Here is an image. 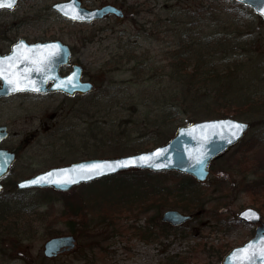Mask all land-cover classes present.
<instances>
[{"label":"rangeland","instance_id":"obj_1","mask_svg":"<svg viewBox=\"0 0 264 264\" xmlns=\"http://www.w3.org/2000/svg\"><path fill=\"white\" fill-rule=\"evenodd\" d=\"M60 1L26 0L0 13L1 32L17 24L19 30L6 33L68 44L85 79L95 84L83 97L22 95L0 102V125L9 129L4 145L18 154L0 194V264H222L230 249L253 235V226L231 213L254 207L264 217V104L256 117L248 116V108H232L231 117L251 127L212 162L205 182L175 171L130 172L65 193L16 190V182L49 168L151 150L179 126L224 117L214 108L193 117L172 110L166 123L158 122L179 88L172 74L181 66L177 71L172 57L190 39L215 30L206 10L212 0H80L87 8L123 10V17L92 23L61 17L52 9ZM216 1L218 9L228 6V0ZM237 10L219 16L240 19L241 25L227 28L235 38L254 29V39L242 41L252 49L238 52L264 56V22ZM252 73L264 80V67ZM254 87L263 99L264 83ZM170 209L193 218L180 226L165 223L163 213ZM68 235L75 237L73 248L54 258L44 255L48 240Z\"/></svg>","mask_w":264,"mask_h":264},{"label":"water","instance_id":"obj_2","mask_svg":"<svg viewBox=\"0 0 264 264\" xmlns=\"http://www.w3.org/2000/svg\"><path fill=\"white\" fill-rule=\"evenodd\" d=\"M21 0H2L4 3V7H0L2 9H14ZM239 3L244 4L245 6L251 7L254 12L261 16L264 19V15L261 14V11L264 10V0H236ZM9 2H13V7L9 8L7 5ZM63 6V10L61 7ZM75 8L76 11L83 13V19H71L70 16L72 14V9ZM52 8L58 12L61 16L68 18L75 22H93L96 20H100L104 18L108 14H116L117 16H122L123 12L121 9H118L112 5H106L101 8H93L89 9L82 6L80 0H65L60 1L52 5ZM69 12V15H65V12ZM20 43V42H19ZM57 43L59 44L60 50L54 57V64L51 72L49 73V77L47 78L45 83H41L42 80H45V77L38 72H32L31 78L36 81L37 85L41 87L40 92H57L62 91L70 96H74L75 94H86L93 90L94 85L90 82H83L81 80L83 68L81 65L75 64L73 66V70L70 72L68 76L61 77L59 75V70L64 65L70 64L71 58V49L69 45L59 41L54 40L50 42H46L43 44ZM43 44H35L29 46H39ZM17 45V44H16ZM15 45V46H16ZM14 46V47H15ZM13 47V48H14ZM10 55V54H9ZM8 56V55H7ZM24 65L18 66V70H22ZM55 77V78H53ZM71 79V83L64 84L63 88H58L57 85L69 81ZM52 81V85L50 88H46L47 82ZM77 85L73 87L72 85ZM12 91L9 90V87L3 83V88L0 90V95L2 94H10ZM226 121H233L241 124L247 125L244 131L240 134L239 139H234L232 143H228V129H211L205 128V125L212 124H221ZM249 123L244 121H239L237 119L231 117H222L217 119H207L201 121L191 122L188 125H184L179 127L175 135L165 144L157 146L151 150H146L126 156H120L117 158H91L82 160L79 162H75L65 166H58L50 168L46 171L40 172L33 177L24 179L18 183L19 189H27V188H48L52 187L56 190L60 191H69L74 186H77L81 183H88L100 178H104L107 176L114 175L121 171H126L130 169H142V170H150L153 172H164V171H177L184 174H189L196 178L199 181H204L209 175V164L210 162L217 156H219L222 152L228 149L233 144L237 143L245 134V132L249 128ZM5 128H0V140L5 138L7 134L5 132L1 133V131H5ZM218 132L221 133L219 135H213L212 133ZM206 137V139H205ZM162 150V155L159 158L153 157L149 161H141L139 157L141 156H151L153 153ZM203 152L205 156V162L203 165H199L196 163V157L199 153ZM0 154H7V160L9 163L5 165V171L3 174H0V180L9 172V168L12 163L15 161L16 155L9 150L0 149ZM5 157L0 156V164H4ZM117 161H129L130 164L126 168H117L115 171H108L104 175L95 176L91 179H80L78 183L65 184L63 186H57L56 184H44L43 186H28L21 188L20 184L35 179L40 176H45L48 173H60L63 170H69L72 178H78L77 172L73 171L77 169L81 165H91L97 163H106V162H117ZM159 165V167H157ZM55 179L56 176L51 177ZM3 188V184L0 182V192ZM238 217L248 223H258L262 222V214L254 209L247 208L238 213ZM191 219L190 215L183 214L177 210L170 209L166 210L162 216V220L164 222L170 223L173 226H179L187 222ZM264 237V223L256 230L254 237L244 243L242 246L236 247L232 249L223 259L222 264H237L236 261L230 259L235 250L242 249L246 245L251 243H259L260 239ZM75 246V237L72 235L69 236H60L54 237L48 240L44 245V255L47 258H51L53 256H57L59 253L64 252L65 250H69ZM257 264H261L260 261H257Z\"/></svg>","mask_w":264,"mask_h":264},{"label":"trees","instance_id":"obj_3","mask_svg":"<svg viewBox=\"0 0 264 264\" xmlns=\"http://www.w3.org/2000/svg\"><path fill=\"white\" fill-rule=\"evenodd\" d=\"M224 4L225 6L228 4V6L221 8V10L218 9L220 8L218 1L212 0L209 2L206 10H209L208 18H211L210 22L213 20L215 30H212L209 35L199 34L192 41L190 39L188 45L181 46L180 53L172 57V60H175L174 63L172 62L173 66L177 71L180 69L178 67L181 66L179 72L175 75L172 74L179 88L175 94L174 103L169 107V110L162 109L158 118L159 124L168 121L172 110L193 117V112L214 108V115L234 116L232 114L235 112L232 111V108L245 107L250 109V115L248 116L256 117L261 114L263 108L261 105L264 104V98L261 99L258 96L261 91L254 86L264 83L263 78L258 76V72L264 67V56L261 54L255 55V50L250 51L246 56L240 53L252 49L248 41L245 45L242 41L246 38L254 39V29L249 28L251 26L247 25V28H249L247 29L248 33L243 34L240 32L235 38L232 33H228L227 28L231 27L230 24L241 25L239 24L240 19L221 18L219 14L222 12H227V14L239 13L237 8L240 7L241 12L248 10L247 16L252 17L254 20H260V17L234 0H228ZM202 11L204 10H199L197 13ZM199 22L200 20H197L198 24ZM260 22L264 21L261 19ZM177 58H180V60L176 61ZM255 71L258 74L252 73ZM130 172L132 174L152 173L147 170H131L94 182H108L115 177H122L121 174ZM79 212L75 211L73 215H79Z\"/></svg>","mask_w":264,"mask_h":264},{"label":"snow or ice","instance_id":"obj_4","mask_svg":"<svg viewBox=\"0 0 264 264\" xmlns=\"http://www.w3.org/2000/svg\"><path fill=\"white\" fill-rule=\"evenodd\" d=\"M4 3L0 0V7H4ZM9 8L13 7V2H9L7 5ZM61 7L63 10V6ZM264 15V10L261 11ZM65 15H69V12H65ZM71 19H83V13L76 11L73 7ZM60 45L57 43L43 44L39 46H29L25 42L21 41L11 51L8 56L0 57V80L9 87L12 92L31 91L39 93L41 87L37 85L36 81L31 78L32 72L41 73L45 80L41 83H45L49 77L54 64V57L60 50ZM24 65L22 70H18V66ZM55 78V77H53ZM71 83L69 81L62 82L57 85L58 88H63L64 84ZM73 87L77 85L73 84ZM205 128L211 129H228V143H232L234 139H239L240 134L247 127L245 124L226 121L221 124L205 125ZM213 135H219L221 133L214 132ZM206 139V137H205ZM162 155V150L153 153L151 156H141V161H149L153 157L159 158ZM4 156V164H0V174L5 171V165L9 163L7 160V154H0ZM205 162L204 153L201 152L196 157V163L203 165ZM130 164L129 161H117L97 163L91 165H81L77 169L73 170L77 172L78 178H72L69 170H63L60 173H48L45 176H40L25 183L19 185L24 188L28 186H43L44 184H56L57 186H63L65 184L78 183L80 179H91L95 176L106 174L108 171H115L117 168H126ZM159 167V165H157ZM56 176L55 179L51 177ZM237 262V264H257L260 261L264 264V237H262L259 243H249L242 249L235 250L230 258Z\"/></svg>","mask_w":264,"mask_h":264},{"label":"flooded vegetation","instance_id":"obj_5","mask_svg":"<svg viewBox=\"0 0 264 264\" xmlns=\"http://www.w3.org/2000/svg\"><path fill=\"white\" fill-rule=\"evenodd\" d=\"M24 1H26V0H22L21 2H19V4L14 8V9H2V10H0V13H2V12H13V11H15L16 9H18L19 7H20V5H21V3H23ZM11 28L12 29H17V30H19L20 29V26H17V24H12V26H10V27H8L6 30H11ZM5 29V28H4ZM6 30L4 31V32H1L0 31V57H4V56H7V55H9V54H11V51H12V49H13V47L16 45V44H18L19 42H21V41H23V42H25L27 45H35V44H43V43H46V42H50V41H53V40H34V41H31L28 37H25V36H21V34H12V35H9V33L7 34L6 33ZM72 50V49H71ZM72 57H73V50H72ZM73 60V59H72ZM75 63H77V62H75V61H72V63L70 64V65H65V66H62L61 68H60V70H59V75L61 76V77H65V76H67L69 73H70V71L72 70V68H73V64H75ZM82 80L83 81H90V80H87V79H85V69H84V71H83V77H82ZM90 82H92V81H90ZM3 81L2 80H0V90L3 88ZM52 81H49V82H47V84H46V88L48 89V88H50L51 87V85H52ZM93 83V82H92ZM94 84V83H93ZM95 85V84H94ZM95 88V87H94ZM56 94H62V95H65V96H67V97H70V96H68L67 94H65V93H60V92H57V93H54V92H39V93H37V92H31V91H23V92H12V93H10V94H2V95H0V102H4V100H7V99H11V98H13V97H19V96H22V95H24V96H26V97H35V98H40V97H44V96H49V95H51V96H53V95H56ZM88 94H90V93H88ZM88 94H85V95H75V96H72V98H77V97H83V96H86V95H88ZM0 128H5L6 130L5 131H1V133H3V132H5L6 134H7V136L5 137V138H3V139H1L0 140V149H6V150H9L10 152H12V153H14L15 155H16V160L12 163V165H11V167H10V169H9V172H8V174H6L3 178H2V184H3V190H4V187H5V185H6V179H7V177H8V175L10 174V172H11V169H12V167H13V165H14V163H16V161H17V159H18V154L14 151V150H12V149H10L9 147H7V146H5L4 144H5V142L9 139V129H8V127L6 126V125H0ZM246 136V135H245ZM244 136V137H245ZM243 137V138H244ZM242 138V139H243ZM242 139L239 141V142H237L236 144H234L233 146H231V147H229L225 152H223L222 153V155L221 156H223V155H225L226 153H228V152H230V151H232L231 149H233L234 147H236L237 146V144H239L241 141H242ZM20 181V180H19ZM18 181V182H19ZM18 182H16V190H18V191H28L27 189H24V190H20V189H18ZM3 190H2V192H3ZM247 208H254V207H247ZM244 209H246V208H243L242 210H244ZM254 209H256V208H254ZM241 210V211H242ZM256 210H258V209H256ZM259 211V210H258ZM240 212V211H239ZM239 212H237V213H231L232 214V217L235 219L236 218V220H238V221H241V222H244V223H247V224H250V225H252L253 226V235H252V237L250 238V239H252L253 237H254V235H255V233H256V230L258 229V227L261 225V223L263 222L264 223V217H263V214L261 213V211H259L261 214H262V222H258V223H248V222H246V221H244V220H242V219H240L239 217H238V213ZM225 222H227L226 220H225ZM250 239H248V240H250ZM246 242V241H245ZM244 242V243H245ZM244 243H242L241 245H237V246H235V247H238V246H242ZM235 247H233V248H235ZM232 248V249H233ZM231 250V249H230ZM229 250V251H230Z\"/></svg>","mask_w":264,"mask_h":264}]
</instances>
